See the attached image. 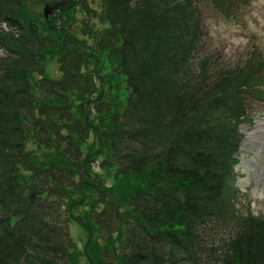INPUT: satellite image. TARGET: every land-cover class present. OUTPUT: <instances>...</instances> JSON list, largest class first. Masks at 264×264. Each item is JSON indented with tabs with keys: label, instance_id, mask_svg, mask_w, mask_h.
I'll use <instances>...</instances> for the list:
<instances>
[{
	"label": "trees",
	"instance_id": "1",
	"mask_svg": "<svg viewBox=\"0 0 264 264\" xmlns=\"http://www.w3.org/2000/svg\"><path fill=\"white\" fill-rule=\"evenodd\" d=\"M248 1L97 0L106 30L79 38L71 9L56 28L0 0V264H264L234 172L264 60L201 51L200 7L229 21ZM67 52L84 71L46 70Z\"/></svg>",
	"mask_w": 264,
	"mask_h": 264
},
{
	"label": "rangeland",
	"instance_id": "2",
	"mask_svg": "<svg viewBox=\"0 0 264 264\" xmlns=\"http://www.w3.org/2000/svg\"><path fill=\"white\" fill-rule=\"evenodd\" d=\"M80 1L81 0H27V3H31V6H33L34 2H36L33 8L42 16L44 7L49 6L51 8L50 12H53V14L49 16L57 20L55 24L58 26L61 24V18L57 16V14L66 13L71 9L73 27H84L79 29L77 34L75 33L79 38L80 36H84L81 32L82 30L87 34L89 25H91L94 30L98 29L97 32H104L106 30V23L103 21L104 15L101 13V9L96 3L97 0ZM82 2L83 4L78 6V4ZM60 4L61 6H58ZM55 9L58 10L54 12ZM200 10L203 22L205 23V34L201 51L203 55H211L213 65H221V69L243 65L254 53L261 54L264 60V0H249L248 4L238 9L236 17H234L235 19L229 21L218 16L210 7L202 6ZM87 23L88 25L86 26ZM68 27L70 28V26H66L63 29H68ZM87 38L90 44L94 45L93 49H100V45H95V42L91 40L89 35H87ZM69 43H73V40L69 39ZM98 52V55L101 56L99 58L100 61L108 58V54H103L102 51ZM91 62H93V60H91ZM109 62H107L108 64L106 65L107 70H102L103 75H105L106 72L110 74V70H112ZM58 63L56 60L55 62H47L45 68L50 72L58 71L60 68L61 70L67 71V74H77L76 70L81 69V71H84L85 68L84 62L76 58L71 52H67V54L62 57L59 65ZM103 63H106V60ZM89 65L91 67L94 66L93 63ZM93 77L95 84L98 85L99 80L96 75L91 76L90 79L88 76L79 78L78 81L84 84V88L90 83ZM112 90H114V88ZM97 93L98 92H94L91 94V97H95ZM263 115L264 103L255 101H253V103L250 102L248 117L258 118ZM261 142L262 140H260V143ZM260 143L255 145V147H257L254 151L241 154H244V157L247 159H253L257 166V171L255 173H249L248 176L245 177V179L248 180V184L245 185L243 192L240 191L237 208H239L242 213H245L247 207H250L253 214V212L260 211V206L264 205V155H258V151L260 150L258 145ZM32 146H34V144H32ZM247 164L250 166L249 163ZM94 168L98 169L97 165H95ZM254 190H256V192H254ZM260 215H264V212ZM71 232L73 234L76 232L78 233L80 232V228L73 225L71 227Z\"/></svg>",
	"mask_w": 264,
	"mask_h": 264
},
{
	"label": "water",
	"instance_id": "3",
	"mask_svg": "<svg viewBox=\"0 0 264 264\" xmlns=\"http://www.w3.org/2000/svg\"><path fill=\"white\" fill-rule=\"evenodd\" d=\"M50 10H51V8L49 6L44 7L43 15L45 18H47L48 14L51 13ZM56 27H58V26H56ZM238 168H239V165H237L235 169L237 170ZM243 183H244V180H241L239 185H242Z\"/></svg>",
	"mask_w": 264,
	"mask_h": 264
},
{
	"label": "clouds",
	"instance_id": "4",
	"mask_svg": "<svg viewBox=\"0 0 264 264\" xmlns=\"http://www.w3.org/2000/svg\"><path fill=\"white\" fill-rule=\"evenodd\" d=\"M262 212H264V205L260 206V211L258 212H253V215H260Z\"/></svg>",
	"mask_w": 264,
	"mask_h": 264
},
{
	"label": "flooded vegetation",
	"instance_id": "5",
	"mask_svg": "<svg viewBox=\"0 0 264 264\" xmlns=\"http://www.w3.org/2000/svg\"><path fill=\"white\" fill-rule=\"evenodd\" d=\"M58 6H61V4L60 5H58ZM52 8H54V7H52ZM58 9H55L54 11H57Z\"/></svg>",
	"mask_w": 264,
	"mask_h": 264
},
{
	"label": "bare ground",
	"instance_id": "6",
	"mask_svg": "<svg viewBox=\"0 0 264 264\" xmlns=\"http://www.w3.org/2000/svg\"><path fill=\"white\" fill-rule=\"evenodd\" d=\"M246 166H249L248 164H246ZM247 169V168H246Z\"/></svg>",
	"mask_w": 264,
	"mask_h": 264
}]
</instances>
